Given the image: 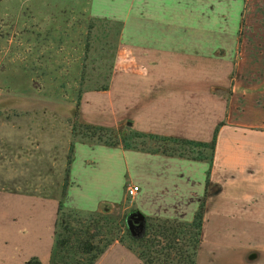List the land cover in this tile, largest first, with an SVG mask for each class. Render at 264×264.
Listing matches in <instances>:
<instances>
[{
  "label": "crops",
  "instance_id": "obj_1",
  "mask_svg": "<svg viewBox=\"0 0 264 264\" xmlns=\"http://www.w3.org/2000/svg\"><path fill=\"white\" fill-rule=\"evenodd\" d=\"M88 13L121 23V44L138 49L146 64L158 63L159 55L177 62L183 50L184 59L205 61L219 51L214 61L225 66L221 85L226 87L232 70L234 84L229 99L207 93L209 104L218 105L221 116L213 119L206 136L195 134L193 119L176 117L195 109L193 90L186 86L178 90L176 83L155 90L137 107L138 129L159 136L210 142L213 130L222 124L211 166L161 153L76 141L64 206L83 213L96 212L103 203L117 209L127 188L136 186L138 192L131 197L134 210L147 217L190 222L203 199L210 170L209 180L220 192L206 200L203 227L219 217L229 188L240 198L252 223L264 225V0H88ZM248 109L250 124L242 114ZM213 111L210 116L215 115ZM148 122L151 126L153 122L154 129ZM225 131L229 135L222 140ZM233 163L241 174L236 183H225L226 167ZM56 196L0 187V264H17L12 258L25 252V258L40 260L49 255L59 203ZM255 230L261 234L252 254L264 261L263 230Z\"/></svg>",
  "mask_w": 264,
  "mask_h": 264
},
{
  "label": "rangeland",
  "instance_id": "obj_2",
  "mask_svg": "<svg viewBox=\"0 0 264 264\" xmlns=\"http://www.w3.org/2000/svg\"><path fill=\"white\" fill-rule=\"evenodd\" d=\"M96 20L88 13V0H0V187L33 190L41 196L56 193L61 199L71 144L78 140L72 127L77 105L80 124L157 135L138 129L139 101L177 83L178 90H193L194 111L176 117L193 119L195 134L206 136L213 119L221 116L218 105L211 106L206 96L229 99L235 71L227 76L224 88L225 66L214 61L219 51L205 61L184 59L183 50L177 62L159 55L158 63L146 64L138 49L121 44L115 25ZM178 99L180 104L182 98ZM212 110L215 115L210 116ZM248 110L242 114L249 123ZM151 123L147 124L154 129ZM227 135L225 131L222 140ZM137 142L139 148L155 147L148 140ZM234 165L226 167L225 183H236L240 172ZM224 199L219 217L203 227L197 264H264L261 257L249 258L261 234L255 229L262 228L264 235V225L252 223L232 188ZM134 208V200L125 192L121 206L114 210L116 219ZM52 248L53 244L43 260L36 256L41 264H50ZM26 255L12 260L25 264L32 258ZM95 264L142 263L115 242Z\"/></svg>",
  "mask_w": 264,
  "mask_h": 264
},
{
  "label": "trees",
  "instance_id": "obj_3",
  "mask_svg": "<svg viewBox=\"0 0 264 264\" xmlns=\"http://www.w3.org/2000/svg\"><path fill=\"white\" fill-rule=\"evenodd\" d=\"M115 25L119 34L122 24L97 19ZM1 36V33H0ZM230 94V92H229ZM80 108L76 106L73 114V133L76 141L88 145L122 147L125 150H141L149 153H161L166 156L186 158L208 162L212 165L219 124L213 138L208 143L195 142L153 134L135 132L128 128L110 129L91 124H80ZM137 140L155 143L152 149L138 147ZM72 149V150H71ZM73 159V144L68 157L62 197L58 203V217L53 232V248L50 264H95L96 261L115 242L133 253L142 264H197L198 252L202 244V231L206 200L220 192V187L209 180L207 172L203 199L190 222L147 217L141 227L129 230L125 214L120 221L114 213L115 208L107 203L99 206L98 211L83 213L69 210L64 206L69 183V168ZM25 264H41L37 257H32Z\"/></svg>",
  "mask_w": 264,
  "mask_h": 264
},
{
  "label": "water",
  "instance_id": "obj_4",
  "mask_svg": "<svg viewBox=\"0 0 264 264\" xmlns=\"http://www.w3.org/2000/svg\"><path fill=\"white\" fill-rule=\"evenodd\" d=\"M132 123H128V126H131ZM144 220V215L140 212H133L127 216V224L130 231H133L134 227H141L142 222ZM249 258L254 261L256 256L254 254H250Z\"/></svg>",
  "mask_w": 264,
  "mask_h": 264
},
{
  "label": "built area",
  "instance_id": "obj_5",
  "mask_svg": "<svg viewBox=\"0 0 264 264\" xmlns=\"http://www.w3.org/2000/svg\"><path fill=\"white\" fill-rule=\"evenodd\" d=\"M138 189L139 188L136 186L127 188V190H126L127 196L130 198L133 197L138 192Z\"/></svg>",
  "mask_w": 264,
  "mask_h": 264
},
{
  "label": "bare ground",
  "instance_id": "obj_6",
  "mask_svg": "<svg viewBox=\"0 0 264 264\" xmlns=\"http://www.w3.org/2000/svg\"><path fill=\"white\" fill-rule=\"evenodd\" d=\"M203 237H204V239L206 238L205 235Z\"/></svg>",
  "mask_w": 264,
  "mask_h": 264
}]
</instances>
